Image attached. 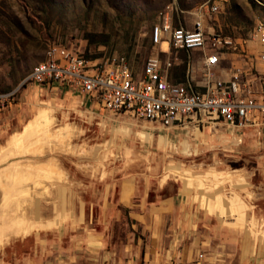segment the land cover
Segmentation results:
<instances>
[{"label":"rangeland","instance_id":"374dc122","mask_svg":"<svg viewBox=\"0 0 264 264\" xmlns=\"http://www.w3.org/2000/svg\"><path fill=\"white\" fill-rule=\"evenodd\" d=\"M202 1L0 0V87L13 90L10 106L0 115V159L9 157L5 163L13 161L16 168L28 161L30 167H24L30 172L37 170L32 164L41 161L47 165L40 170L52 172L59 166L74 198L83 204V218L77 226L56 225L40 232L31 227L29 233L6 241L0 250L1 264H130L134 240L143 233L126 208L106 203L108 194L112 201L116 199L112 187L111 193L106 190L132 172L159 178L166 173L192 176L196 190L205 179L213 187L223 179L231 180V192L255 203L250 214L260 219L263 127L230 135L231 127L220 120L196 124L190 118L180 125L184 134L176 136L187 139L186 145L175 141L174 146L152 147L138 132L146 119L119 116L102 106L89 108L78 89L47 88L28 77L47 47L57 44L101 65L122 55L137 76L146 58L157 53L161 60L170 59V77L180 80L186 60L196 59L199 49L159 47L150 41V27L157 12L169 4L173 5L171 24L190 27L192 12ZM221 2L215 13L222 22L218 31L249 41L255 21H264V0ZM27 181L34 184L29 177ZM152 187L150 199L157 191L171 189ZM196 247L203 250L196 245L192 249Z\"/></svg>","mask_w":264,"mask_h":264},{"label":"crops","instance_id":"0c3cea01","mask_svg":"<svg viewBox=\"0 0 264 264\" xmlns=\"http://www.w3.org/2000/svg\"><path fill=\"white\" fill-rule=\"evenodd\" d=\"M221 1L218 2V7ZM215 13L216 11L209 13L205 10V28H220L222 22ZM208 18H212V21ZM189 24H192V20ZM223 34L239 43L247 56L255 55L264 48L255 37L247 41L241 36ZM247 56L245 58L233 48H227L219 54L214 71L217 76L225 78L229 74L230 66L244 63ZM201 58L199 50L196 59H192V76L196 80L200 78ZM76 89L64 88V91L71 92ZM77 94L86 98L84 104L87 103L89 108L98 107L89 95L80 92ZM119 113V116H123L121 113L125 112ZM140 125L143 130L138 129V132L146 133L145 139L152 147L166 146L169 143L174 146L175 141L181 145L187 144V139L176 138L184 134L180 131L179 123L161 126L143 120ZM250 127L253 126L231 127L229 133L237 134L238 130L244 132ZM223 140L224 138L221 139ZM8 158L0 159V250L6 241L29 233L31 227L39 229L40 232V229L49 230L56 225H79L83 218L82 201L74 198V191L64 182L65 172L59 166L52 172L45 168L40 170V167L47 165L41 161L33 163V168L37 170L30 172V168L24 167V164L30 167L28 161H20L21 167L16 168L13 161L5 163ZM27 177L34 184H30ZM194 178L169 173L159 178L144 172H132L119 177L114 186H107V193H111L112 187L116 199L112 201L108 194L106 203L126 208L143 233V236L139 235L134 240L129 263L264 264V209L260 219L251 216L250 210L255 203L247 201L241 193L231 192L234 186L231 180L227 182L223 179L221 183L216 182L217 187H213L207 186L205 179L203 187L196 190ZM213 182L212 185H215V181ZM165 186L171 189L161 194L157 191L154 199L148 197L151 187L158 190V187ZM226 191H230L228 195ZM195 245L203 250L199 251L197 247L193 250ZM198 252L202 253L201 257H197Z\"/></svg>","mask_w":264,"mask_h":264},{"label":"built area","instance_id":"2783aa9c","mask_svg":"<svg viewBox=\"0 0 264 264\" xmlns=\"http://www.w3.org/2000/svg\"><path fill=\"white\" fill-rule=\"evenodd\" d=\"M219 1L199 3L192 12L190 27L180 23L172 25L173 5H166L157 12V20L150 27V41L159 47L165 41L166 46L200 50L199 80L192 76L194 66L190 59L186 60L180 80L170 77V59L161 60L157 53L146 58L137 76L122 55L101 65L57 44L47 47L45 57L32 65L28 77L47 88H77L113 113L125 112L161 126L183 124L191 118L196 124L220 120L228 127L264 128V48L247 56L230 36L204 27L205 10L215 12ZM251 34L264 46V21L257 19ZM227 48L248 59L242 64H232L228 76L221 78L214 67L219 54ZM12 92L0 87V115L10 106ZM201 256L198 252L197 257Z\"/></svg>","mask_w":264,"mask_h":264},{"label":"bare ground","instance_id":"6f19581e","mask_svg":"<svg viewBox=\"0 0 264 264\" xmlns=\"http://www.w3.org/2000/svg\"><path fill=\"white\" fill-rule=\"evenodd\" d=\"M165 45H166V44H165V41H162V42H161V46L164 47ZM140 133L143 134L144 136L146 135V133H145L144 131H140Z\"/></svg>","mask_w":264,"mask_h":264}]
</instances>
